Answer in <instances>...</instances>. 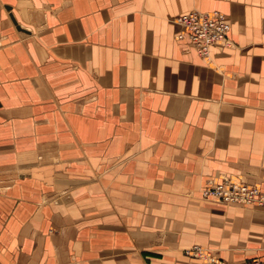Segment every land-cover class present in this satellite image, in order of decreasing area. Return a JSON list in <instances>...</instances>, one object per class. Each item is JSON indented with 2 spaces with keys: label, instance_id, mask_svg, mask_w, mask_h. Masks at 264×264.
I'll list each match as a JSON object with an SVG mask.
<instances>
[{
  "label": "crops",
  "instance_id": "crops-1",
  "mask_svg": "<svg viewBox=\"0 0 264 264\" xmlns=\"http://www.w3.org/2000/svg\"><path fill=\"white\" fill-rule=\"evenodd\" d=\"M219 170L264 190V0H0V264L264 256V208L186 194Z\"/></svg>",
  "mask_w": 264,
  "mask_h": 264
},
{
  "label": "built area",
  "instance_id": "built-area-1",
  "mask_svg": "<svg viewBox=\"0 0 264 264\" xmlns=\"http://www.w3.org/2000/svg\"><path fill=\"white\" fill-rule=\"evenodd\" d=\"M174 20L181 26L175 38L181 40L188 37L192 47L200 56L208 57L210 47L222 48L228 42L226 34L231 28V21L219 9L212 11L191 9L178 15ZM201 196L224 204L264 206V190L261 186L247 182L237 174L221 176L214 182L208 181L201 190ZM186 252L204 258L210 264H234L200 244H193ZM236 264H264V256L241 259Z\"/></svg>",
  "mask_w": 264,
  "mask_h": 264
},
{
  "label": "rangeland",
  "instance_id": "rangeland-1",
  "mask_svg": "<svg viewBox=\"0 0 264 264\" xmlns=\"http://www.w3.org/2000/svg\"><path fill=\"white\" fill-rule=\"evenodd\" d=\"M191 10V9H190ZM180 14H182V13H180ZM180 14H178V15H180ZM177 15V16H178ZM176 16V17H177ZM176 17H174V19L176 18ZM228 43V42H227ZM227 43L226 44H224L223 46H222V48L223 47H225V46H227ZM202 57V59L206 62V63H211V58L212 57H210V56H208V57H203V56H201ZM235 174H237V175H240L241 176V178L243 179V180H245V181H249V180H246L245 178H244V176H243V173H241V172H224V171H218V172H216V173H214V174H211V175H208V176H206L205 177V179L203 180L204 182H203V184L200 186V188H199V191L197 192V193H194L193 191L194 190H190V191H188L186 194L188 195V196H193V197H195V198H197V199H199V200H208V199H206V198H204L203 196H201V190H202V188H203V186H205V184L208 182V181H211V182H214L215 180H217V179H219L221 176H224V175H229V176H233V175H235ZM249 182H253V183H257V184H259L260 185V183H258V182H255V181H249ZM226 205H233V204H226ZM234 205H239V206H246V205H241V204H234ZM247 207V206H246ZM262 208H264V206L262 207ZM193 245V244H192ZM201 245V244H200ZM202 246V245H201ZM192 247V246H191ZM204 247V246H203ZM190 248V247H189ZM188 248H184L183 250H184V253L185 254H188L187 252H186V250H187ZM188 255H191V254H188ZM217 255V254H216ZM192 256H194V257H197V258H201V257H199V256H197V255H194V254H192L191 255V257ZM218 256V255H217ZM223 258V257H222ZM202 259V258H201ZM226 259V258H225ZM243 259H245V258H243Z\"/></svg>",
  "mask_w": 264,
  "mask_h": 264
}]
</instances>
